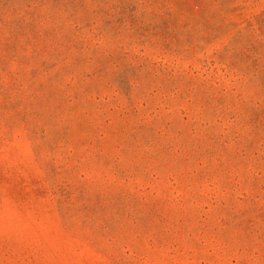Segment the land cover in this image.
Masks as SVG:
<instances>
[{
	"label": "rangeland",
	"instance_id": "374dc122",
	"mask_svg": "<svg viewBox=\"0 0 264 264\" xmlns=\"http://www.w3.org/2000/svg\"><path fill=\"white\" fill-rule=\"evenodd\" d=\"M0 264H264V0H0Z\"/></svg>",
	"mask_w": 264,
	"mask_h": 264
}]
</instances>
